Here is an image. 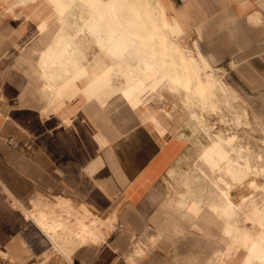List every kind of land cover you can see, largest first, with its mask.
Returning <instances> with one entry per match:
<instances>
[{"label": "crops", "instance_id": "0c3cea01", "mask_svg": "<svg viewBox=\"0 0 264 264\" xmlns=\"http://www.w3.org/2000/svg\"><path fill=\"white\" fill-rule=\"evenodd\" d=\"M161 3L195 56L220 70L264 129V0ZM54 26L0 37V264H185L191 254L198 258L190 264H200L205 251L175 223L186 216L165 211L159 191L186 151L181 122L157 135L151 113L120 96L99 102L89 94L101 86L90 92L85 79L51 101L33 69L34 83L19 72L10 82L11 49L36 38L37 58ZM9 27L3 17L0 32ZM40 220L62 226L66 245ZM78 221L91 226L92 240L73 238Z\"/></svg>", "mask_w": 264, "mask_h": 264}, {"label": "bare ground", "instance_id": "6f19581e", "mask_svg": "<svg viewBox=\"0 0 264 264\" xmlns=\"http://www.w3.org/2000/svg\"><path fill=\"white\" fill-rule=\"evenodd\" d=\"M6 16L18 37L34 23L40 30L55 24L32 66L47 100L85 79L90 92L101 86L89 94L99 102L120 96L151 113L157 135L181 122L186 151L169 166L165 201L192 220L197 232L203 229L197 218L208 216L219 227L224 244L207 264H264V155L236 132H214L204 117L216 114L238 129L249 124L248 110L219 78V69L181 44L183 32L169 21L161 0H0V21ZM168 98L179 103L166 108ZM238 100L240 110L233 104ZM175 187L182 189L177 195ZM38 223L53 242L66 235L62 226ZM85 228L76 222L73 238L92 240L91 226Z\"/></svg>", "mask_w": 264, "mask_h": 264}, {"label": "rangeland", "instance_id": "374dc122", "mask_svg": "<svg viewBox=\"0 0 264 264\" xmlns=\"http://www.w3.org/2000/svg\"><path fill=\"white\" fill-rule=\"evenodd\" d=\"M10 21H11L12 27L6 28L7 31L5 30V32L8 33L11 37H15L16 35L19 36L21 33H20L17 25L13 22V20H10ZM32 32H33L32 29L27 30V32L25 34L27 36H29L30 34H32ZM35 40H36V38H33V40L29 42V44L28 43H26L25 45L21 44L20 47H16L14 49H11L10 56H9L10 82H13V80H16L17 74L19 72L22 74H25V73L27 74L26 78H25L26 83L27 82L34 83L33 81L35 78L32 76H28V73L32 69V65L36 59V57H35L36 53L34 52V48H35V44H37L36 42H38V41H35ZM181 44L184 47H187V48L189 47L193 50L191 45L187 41H185L183 38L181 39ZM36 46L38 47V45H36ZM43 47L44 46H42V48ZM221 77H222L221 74H219V78H221ZM27 85H29V83ZM174 102H178V101H175L173 98H168L167 101L164 102L163 106L165 105L166 108H170L171 104ZM178 103H176L178 105L176 108H177V110H180ZM233 104L235 105V108L237 110H240V106L242 105L241 101H239V100L235 101V103H233ZM204 117L206 118L207 122L214 128L213 129L214 132H217L219 130H221L225 133L236 132L237 135L239 136V138L242 139V141L249 142L250 147L252 149L262 151V153L264 155V143L262 142V140H264V136H263L261 130L254 123L253 116L249 111H248L249 124L245 125V126H241L238 129H236V128L232 129V127L228 123L224 124V123L220 122V120L218 118L219 116L216 114H208L207 113L204 115ZM225 118L229 119L230 116L228 114H226ZM165 190L159 189V191L162 193L165 192ZM181 190L182 189L180 187L174 188L176 195L178 193H180ZM162 202H166V201L163 199ZM164 209H165V211L167 210L170 213L178 212L177 210H175L173 208V205H171V204H169V205L166 204L164 206ZM195 221H197L198 223H200V225L203 226V229L199 232H197L191 228L193 221L186 218V217H185L184 221L181 220L180 222H175V223H179L181 226V230H183V229L187 230L186 232H189V234L192 236L194 241L200 244V249L204 250L206 253L205 257L200 258V264H207L209 256L212 254V252L222 248V246L224 244V239L219 234V227L217 226V224L211 223L212 220L210 217L206 216L204 218L203 217L197 218V219H195ZM66 241H67V239H65V237H62V244L63 245H66ZM188 243L189 242L187 241L186 244H188ZM197 258L198 257L191 254L189 256H185V258L182 261H184L185 264H190L192 262H196ZM238 263H239V260H237L236 262H232L231 264H238Z\"/></svg>", "mask_w": 264, "mask_h": 264}]
</instances>
